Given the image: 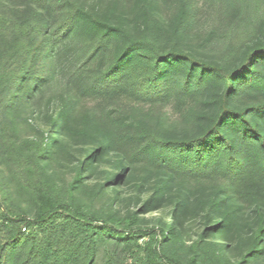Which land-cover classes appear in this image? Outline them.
<instances>
[{
    "label": "trees",
    "instance_id": "obj_1",
    "mask_svg": "<svg viewBox=\"0 0 264 264\" xmlns=\"http://www.w3.org/2000/svg\"><path fill=\"white\" fill-rule=\"evenodd\" d=\"M88 1L0 0L3 185L34 208L1 199L0 264H264V21L209 58L184 45L187 0ZM76 37L62 81L58 44ZM99 95L193 101L192 131Z\"/></svg>",
    "mask_w": 264,
    "mask_h": 264
},
{
    "label": "rangeland",
    "instance_id": "obj_2",
    "mask_svg": "<svg viewBox=\"0 0 264 264\" xmlns=\"http://www.w3.org/2000/svg\"><path fill=\"white\" fill-rule=\"evenodd\" d=\"M104 1L110 0H89V7H101ZM191 11L188 21L189 34L184 45L192 51H199L209 58L224 53L230 44H233L234 39L239 36L245 37L250 34L259 22L264 21V0H187ZM160 17L162 20L172 18V11L168 8L162 9ZM211 33H215V37H211ZM209 37V38H208ZM211 38V40H210ZM61 52L65 51L62 67L65 69V75L61 77L65 81L70 73L76 69V66L83 60L85 42L81 38H65L62 42L59 41ZM60 80V81H61ZM81 90V89H80ZM79 90V91H80ZM84 91V90H81ZM88 103L90 106H98L99 104H110L116 106L121 111L137 108L142 113L152 114L160 120H156L154 124L159 123L165 131L172 132L176 135H181L192 131V124L184 120L183 115L188 109L195 105L193 101L182 99L177 100L169 98L162 103L137 102L132 100L128 95L112 96L104 100L99 95L93 98ZM67 172V171H66ZM68 174V173H67ZM64 170L55 172V179H67L68 175ZM8 176V171L5 165L0 164V201L1 199L10 198L9 203H14L20 208L34 209L29 200L23 196L14 197V189L3 185ZM2 184V185H1ZM8 188V189H7ZM102 203V202H100ZM10 211L15 212L13 206H8ZM99 207V206H98ZM123 213H125L126 204H122ZM2 208L0 206V213ZM153 222L149 216L138 217L136 224L132 228L137 235V241L133 247L135 251L142 255L144 245L147 241L145 234L150 233ZM11 228L9 222H4L0 218V245L8 236V231ZM28 234V230L25 232ZM114 240H108V245ZM123 243V242H121ZM133 249V251H134ZM134 251V252H135ZM129 262V257H128Z\"/></svg>",
    "mask_w": 264,
    "mask_h": 264
}]
</instances>
